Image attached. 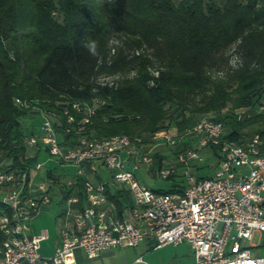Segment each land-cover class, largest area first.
<instances>
[{
  "label": "trees",
  "instance_id": "obj_1",
  "mask_svg": "<svg viewBox=\"0 0 264 264\" xmlns=\"http://www.w3.org/2000/svg\"><path fill=\"white\" fill-rule=\"evenodd\" d=\"M114 37L124 48L149 51L125 61L117 47L107 64ZM88 39L98 42L96 57L83 47ZM231 47L240 57L235 67L226 56ZM128 63L137 73L116 87L90 80ZM15 97L58 113L72 100H102L79 133L67 132L61 116L56 130L65 145L80 137L142 136L171 124L180 131L195 116H207L225 124V138L245 142L257 135L264 151V0H0V161L29 170L40 154L30 155L24 139L38 131L23 119L35 112L16 106ZM240 107L251 112L238 118ZM153 157L157 169L161 156ZM112 187L111 193L107 184V195L122 214L129 192ZM184 187L173 182L157 190ZM77 194L82 208L81 187ZM0 211H7L1 202Z\"/></svg>",
  "mask_w": 264,
  "mask_h": 264
},
{
  "label": "built area",
  "instance_id": "obj_2",
  "mask_svg": "<svg viewBox=\"0 0 264 264\" xmlns=\"http://www.w3.org/2000/svg\"><path fill=\"white\" fill-rule=\"evenodd\" d=\"M101 102L98 98L72 100L58 113L14 98L16 106L38 116V132L26 136L24 142L32 154L43 152L46 157L42 162L36 160L29 170L0 161V202L7 208L0 211V264H71L75 248L94 257L113 246L135 247L146 237L154 239V247L187 241L193 264H264V257L252 254L242 242L249 241L253 232L264 231V151L257 135L245 142L225 138L220 121L200 117L187 130L196 137V146H183L176 158L188 165L189 160L201 158L200 151H210L217 161L214 171L198 178L185 170V187L166 192L146 186L135 174L141 164L151 163L153 154L142 136L80 137L74 145L63 144L56 130L61 116L68 123L67 132L79 133ZM151 137L178 144L168 129ZM51 160L48 174L63 166L74 171L62 180L56 175L34 179L43 162ZM103 167L111 184L129 192L130 204L122 214L107 195ZM175 172V165L155 169L165 179ZM79 187L85 194L82 208L78 207ZM65 191L70 192L67 197ZM54 197L62 204L59 241L51 255L43 256L39 249L47 231L28 234V223Z\"/></svg>",
  "mask_w": 264,
  "mask_h": 264
},
{
  "label": "rangeland",
  "instance_id": "obj_3",
  "mask_svg": "<svg viewBox=\"0 0 264 264\" xmlns=\"http://www.w3.org/2000/svg\"><path fill=\"white\" fill-rule=\"evenodd\" d=\"M117 47H123V52L121 55L125 59V61L129 60L133 55H141L142 53L147 54L149 50H145L143 47L141 48H124L128 47L122 44L120 39L118 37H114L109 42V57L107 64H111L112 58L115 53L117 52ZM130 47V46H129ZM228 58V63L231 67H235L240 62V57L236 50L231 47L226 54ZM148 70L151 73H154L153 68L148 67ZM213 73L221 74L220 70H217L216 68L211 69ZM137 73V65L134 63H128L126 66L119 68V69H111L106 70L98 73H94L90 80L94 83L98 84L99 86H108V87H116L118 86L123 80L130 79L134 77ZM32 101H38L37 99H30ZM32 110V109H31ZM251 112L250 108L246 107H240L234 109V113L237 115L238 118L242 117L244 114H249ZM247 114V115H248ZM200 117L195 116L194 123L199 119ZM25 125L31 126L34 125L38 131V118L35 116V114H27V116L23 119ZM192 127L186 126L183 130H178L177 127L173 124L168 126L167 128L170 131L171 136L175 137L177 140V145H170L164 143L162 140L152 139V134L143 133L142 137L145 140V144L147 147H152L153 154L158 153L161 156V166H168V165H175L176 172L174 173V178L171 179H165L157 176L155 174V166L153 164L154 157L153 154H151V163H143L139 166L138 169L135 170V174L137 178L144 183L146 186L152 188V189H167L171 187V184L173 182L186 184V180L184 178V171L188 170L191 174H193L196 177L199 176H210L212 175L214 168L216 166V157L213 155L212 152L208 151H200L201 158L198 159H192L189 160L188 165L179 163L176 158V151L183 147V146H196V137L192 136L187 133V130ZM224 130H226L225 124L223 123ZM250 136V135H249ZM249 136L246 138L248 139ZM29 153L32 154V151L29 150ZM45 154L42 152L39 155L38 160L42 162L45 158ZM54 161H49V163L45 164L43 162L42 164V170L40 173L34 174V179H44L43 173L47 166L53 165ZM60 170H65L66 172H69L70 174L74 171L73 167L71 166H63L58 167ZM101 175L103 176V179H109V172L106 168L101 169ZM48 207V208H47ZM44 208L43 210L35 220H33V226L36 230L46 228L48 232L50 233V238L47 240L42 241L41 243V249L40 252L42 254H48L50 252L51 247V237L52 234L56 232V226L53 221V215L56 209L58 208L57 204H55V199L52 200V202ZM255 233V232H254ZM243 243L248 244V241L242 240ZM162 246V245H161ZM160 247V246H159ZM168 250H177L181 254L185 255L186 257L189 256V260L191 259V248L190 244L187 241L178 243L176 245L169 244L167 246ZM49 256V255H48Z\"/></svg>",
  "mask_w": 264,
  "mask_h": 264
},
{
  "label": "crops",
  "instance_id": "obj_4",
  "mask_svg": "<svg viewBox=\"0 0 264 264\" xmlns=\"http://www.w3.org/2000/svg\"><path fill=\"white\" fill-rule=\"evenodd\" d=\"M47 163H49V161H47L45 164ZM50 168H52L51 165L45 168L42 177L48 178L49 176L53 177L54 175H56L58 180H62L64 179V177L70 174L65 170H61V169L59 170L58 168L51 169V171H49L48 174L46 171L47 169L50 170ZM104 180L108 181V184L111 185L112 188L110 190L111 193L113 192L112 186L118 187L115 184H111V181L109 179H104ZM53 199H55V204H57L58 206V208L56 209L53 215V221L56 226V232H54L52 234L53 236L51 237L52 244L50 247V252L46 255L40 252V254L43 256L51 255L59 241V223H60L59 213L61 211L62 204L58 200V197L56 198L54 197ZM43 210H41V212ZM38 215H36L34 218H32L29 221L28 229H27L28 234H34L40 230V229L36 230L33 226V220H35ZM42 229H46V228H42ZM46 231L48 237L44 240L50 238V233L48 232L47 229ZM154 243L155 241L153 238L146 237L135 247L113 246L105 250H102L97 256L94 257H87L81 248H75L73 250L74 261L71 264H193L194 259L192 255V250L190 255L191 259L189 260V256L186 257L185 255L181 254L175 249L171 251L168 250L167 246L169 244H165L160 247H154ZM248 244L252 254L264 257V231H255V233L253 232L251 239L248 241ZM40 249H41V245H40Z\"/></svg>",
  "mask_w": 264,
  "mask_h": 264
},
{
  "label": "clouds",
  "instance_id": "obj_5",
  "mask_svg": "<svg viewBox=\"0 0 264 264\" xmlns=\"http://www.w3.org/2000/svg\"><path fill=\"white\" fill-rule=\"evenodd\" d=\"M83 47L86 53L91 57H96L98 55V42L93 39H88L83 43Z\"/></svg>",
  "mask_w": 264,
  "mask_h": 264
}]
</instances>
